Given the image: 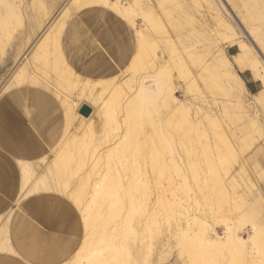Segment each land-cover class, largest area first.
Segmentation results:
<instances>
[{
    "label": "bare ground",
    "instance_id": "obj_1",
    "mask_svg": "<svg viewBox=\"0 0 264 264\" xmlns=\"http://www.w3.org/2000/svg\"><path fill=\"white\" fill-rule=\"evenodd\" d=\"M240 1L251 8L252 14L256 9L264 13V0ZM20 2L0 0V37L14 38L8 28ZM205 2L218 23L221 38L229 46L238 47L229 56L220 45L207 62L206 73L202 69L196 72L190 88L192 115L186 119L189 133L184 136L207 139L201 152L220 200L214 223L205 210L193 209H184L174 220L161 219L160 210L151 218L142 199L152 183H159L146 180L147 172L156 169V162L143 166L139 159L146 154L160 158V149L170 141V129L158 126L159 108H155L156 119L149 114L154 119L151 121L141 108H130V104L138 99L143 104L161 95L160 105L171 114L167 115L170 121L184 112V102L178 100L177 85L171 80L175 76L173 59L177 56L182 62L184 56H180L165 21H161L163 17L154 9L155 1L33 0L29 7L36 4V10L42 7L45 14L48 3H53L56 19L76 6L78 19L72 26L76 41L86 26L90 28L95 22L103 25L105 38L101 41L116 42L115 50L108 44L100 48L103 53L112 50L111 60L106 62L112 91L128 89V85L135 91L130 98L127 93L122 104L114 103L115 95L110 105L103 101L99 107L95 98L80 87H85L87 74L83 78L85 69L81 73L83 64L78 59H73L67 69L50 60L46 39L54 22L43 24L41 31L29 23L18 40L30 47L14 70L12 64L17 61L20 44H11V49L0 44V264H57L60 255L64 264H264V159H260L264 139L257 142V135L264 134V122L259 121L256 109L236 110L222 103L225 98H220V105L217 98L211 102L202 95L203 87H207L214 94H225L228 102L241 103L247 87L238 70H249L261 82V88L251 93L249 100L264 107V64L257 55L261 52L264 57V39H257V43L253 38V46L239 37L240 14L227 0ZM181 5L187 9L190 6L186 2ZM179 23H175V29ZM114 27L117 31L111 36ZM192 29L196 31V27ZM241 29L257 37L256 31L251 29L250 33L244 25ZM158 34L164 38L165 48L157 42ZM186 40L185 36L180 40L184 48ZM184 53L191 55L187 49ZM54 69L57 72L52 79ZM65 69L76 72L75 81H70ZM148 81L154 83L153 88ZM199 98L202 103L196 101ZM89 108L91 112L87 113ZM115 130L118 132L111 136ZM181 174L188 183L187 172L181 170ZM198 174L192 173L196 181ZM68 189L73 190L71 194ZM199 192L207 196L201 185ZM198 193L190 195L196 203L200 200ZM219 219L224 221L223 234L216 226L222 223ZM247 222L251 231L243 229L248 231L245 238L240 228ZM166 223L171 229L163 237L159 226ZM60 240L61 247L56 245ZM169 247L174 250L167 257ZM43 255L45 258L38 262Z\"/></svg>",
    "mask_w": 264,
    "mask_h": 264
},
{
    "label": "rangeland",
    "instance_id": "obj_2",
    "mask_svg": "<svg viewBox=\"0 0 264 264\" xmlns=\"http://www.w3.org/2000/svg\"><path fill=\"white\" fill-rule=\"evenodd\" d=\"M20 9L19 11L15 12L12 15V19H14L13 22H11L9 26V31L12 33L14 36L13 39L7 38L5 35L0 37V44L5 45L6 48H8L11 44L15 45L18 44L20 41L18 39L21 38L22 33L28 27L30 22H33L35 26L38 27V29L41 31L42 25L49 24V22H54L53 26L49 29L48 36L46 39V43L48 44L49 47V55H50V60L52 62L57 61L58 66L61 65L64 68H68L71 61L73 59H78L81 63V73L83 78L87 74V77L84 78V85L80 86L81 88L84 89V94L91 95L97 103L99 104V107L101 106L103 101H108V105H110V100L117 95L116 100H114L116 104H122L126 100V96L128 93V98L129 96L134 93V88H129L128 89L125 87L123 90L118 91L117 93H114L112 91V86L111 83L108 79L109 75V69L108 65H106V62L110 61L111 59L109 58L111 56L112 50L116 48V42L114 39H110L109 43H106L104 41H101L102 38H105V27L101 25L100 23H94L90 25L89 27H85L86 31L80 32V38L79 41H76L73 38V33H72V26L75 24V21L78 19L77 18V8L76 6H71L69 10H67L65 13H62V16H60V19H56L57 15V8H55V5L52 3H48V14H45L46 12L42 11V7L40 9L36 10L35 6L37 7L36 4H33L32 7H29V4L31 5L33 0H20ZM155 1V8L158 16L161 21H165L163 24L165 28L168 29V32L171 36V39L174 41L178 49L180 50L181 55L184 56V60L182 61L180 59L176 58L173 59V62L176 61L177 63L176 66L174 65L175 63L172 62V65L174 67V73L175 76L171 78L172 82L176 86L177 89V98L179 101L184 102V112H178L174 118H171L173 120L170 121L168 116H171L166 110V107L161 106L162 104V96L159 97L157 95L153 96L151 99L146 100L143 102V104H140L138 100H134L132 104H130V108H141L146 115V118H150L149 114H151L155 119L157 118L156 115V110L155 108H159L161 112V117L157 123L159 124L161 128L167 129L169 126L170 133V141L169 143H164L168 144L166 147L163 144L162 148L160 149L161 157L160 158H151L149 154H146L144 157H141L139 161L141 162V165L143 166H150L153 162H156V169L147 172L146 180L148 182L150 181H156L159 183V185H151L150 190L146 193V195L142 196V199L144 203L146 204V208L149 209V214L151 215L152 218V213L155 212L156 210H160L162 213L160 218L167 220V219H178L180 218L181 214L180 212L184 211V209H193L196 210H205V212L208 214V219L210 222L214 223V220L217 219L218 214L215 213L218 210V206L220 205V200L218 199L217 193L218 191H214L215 187H213L212 179L211 176L208 174L209 172L207 171V168L204 164V159H203V148L204 146H207V139L205 137H200L201 141H199L200 138L196 139L197 137H185L184 135L189 133V123L186 121V119H190L192 115V110H191V87H192V82L194 81V78L196 77V72L198 71H204L206 73L205 68L208 63L211 62L213 59V54L216 52L218 47L221 45L223 46L224 50L227 52L229 56L232 54L236 53L238 51V47L235 46L233 50H231L229 47V44H227V41L224 40V38L220 36L216 25L218 27L217 21L212 17L211 12L208 10V8L205 7L206 2L205 0H153ZM228 3L230 4V7H234L236 10V13H239L240 16L239 19L242 21V24L240 23L241 28H243V25L250 31L251 29L256 31L254 33H257V37H252L245 32L244 29H241L238 27V30L241 31V35H239L240 38L245 39L250 45H255L254 40L258 43L257 39H264V20L263 16L258 17V13H263L261 9L254 10L253 14L251 13V8L248 9V7L241 5L240 0H227ZM146 4H148L149 0H144ZM187 3V5L190 4L189 9L188 6L181 5V3ZM203 2V3H202ZM28 4V5H27ZM145 4V6H146ZM202 6H200V5ZM228 4V6H229ZM158 5V6H157ZM200 6V7H199ZM159 7V9H158ZM190 7L192 9H190ZM188 10V11H187ZM192 10V11H191ZM227 11V9L225 8ZM160 11V12H159ZM240 11V12H239ZM187 12V14H186ZM189 12V13H188ZM201 12V13H200ZM207 12V13H206ZM203 14V15H202ZM264 14V13H263ZM187 15H191L190 17ZM202 15V17L200 16ZM208 15V16H207ZM253 15L255 17H253ZM197 17V18H196ZM193 18V21L191 22ZM202 20H201V19ZM206 18V19H205ZM209 18V20L207 19ZM45 19V21H44ZM53 19V20H52ZM56 19V21H55ZM81 19H84L82 16ZM167 19V20H166ZM178 19V21H176ZM199 19V20H197ZM204 19V20H203ZM197 20V21H196ZM181 21V23H179ZM179 23L177 28L175 29V23ZM196 22V23H195ZM198 23V24H197ZM204 23V24H203ZM239 23V22H238ZM192 24V25H191ZM167 25V26H166ZM174 26V27H173ZM196 27V31L192 29V27ZM91 29V30H90ZM89 30V31H88ZM173 30V31H172ZM175 30V31H174ZM178 30V31H176ZM96 31V32H95ZM117 29L116 27L113 28V33L111 34L114 35L116 33ZM194 31V32H193ZM201 31V32H200ZM215 31V32H214ZM244 31V32H243ZM171 32V33H170ZM200 34L198 35V33ZM163 33V32H162ZM161 33V34H162ZM181 33V34H180ZM194 33V34H193ZM207 33V34H206ZM251 33V31H250ZM167 33V36L170 37ZM180 36L178 37V35ZM102 35V36H101ZM163 35V34H162ZM162 35H160L162 37ZM159 34L157 35V42H160V46H163L164 41L161 39ZM165 33L163 37H165ZM183 36V37H182ZM184 36L186 37V48L182 45L180 40H183ZM220 36V37H219ZM160 37V39H159ZM217 41L219 43H217ZM21 48H20V53L18 55L17 61H15L12 65L13 70L15 68H18L20 64L17 66L18 62L22 60V57L24 54L27 52V50L30 47V44L27 46L26 42L21 44L19 43ZM108 44V45H106ZM92 45V46H90ZM110 46L112 47V50L108 51L107 53H104L100 51L101 46ZM188 47V48H187ZM215 47V48H214ZM12 47L10 46V49ZM163 48H165L163 46ZM187 51L190 56L184 52ZM255 50V49H254ZM184 51V52H183ZM191 51V52H190ZM210 55H208V53ZM259 51V50H258ZM257 52V51H256ZM170 53V52H168ZM207 53V54H206ZM213 53V54H212ZM110 54V55H109ZM185 54V55H184ZM193 54V55H192ZM196 54L197 57L195 59L194 55ZM205 55L202 56L201 55ZM207 55V56H206ZM258 57L262 60L264 64V57L263 54L257 53ZM12 56L11 54L8 55L6 60ZM113 57V56H112ZM192 57V59H191ZM207 59L205 60L204 59ZM114 62H119L118 58L113 57ZM194 58V59H193ZM211 59V60H210ZM179 60V62H178ZM195 60V62H194ZM205 60V62H204ZM202 61V65L200 66V63ZM116 62V63H117ZM208 62V63H207ZM2 62L0 61V65ZM179 63V64H178ZM182 63V64H181ZM194 63V64H193ZM196 63V64H195ZM205 63V64H204ZM56 64V65H57ZM184 64V65H183ZM204 64V65H203ZM68 65V66H67ZM87 65V66H85ZM56 66V67H58ZM50 67H53L50 66ZM84 67V68H83ZM66 68V69H67ZM200 68V69H199ZM204 68V69H203ZM65 69V70H66ZM88 69V70H87ZM195 69V70H193ZM199 69V70H198ZM11 70V69H10ZM58 71H60L58 69ZM56 72L51 71V78L54 79L56 77ZM67 74L69 73V79L71 78L72 81H75L76 77V72H74L73 69H68L66 70ZM73 72V73H72ZM86 72V74H85ZM239 74L241 75V72L238 70ZM75 73V74H74ZM72 75V76H71ZM71 76V77H70ZM123 76V75H122ZM249 76L252 77V73L249 71ZM242 77V75H241ZM87 78V79H86ZM243 78V77H242ZM86 79V80H85ZM244 79V78H243ZM258 80V79H257ZM245 81V80H244ZM70 82V83H71ZM86 82V83H85ZM150 83V84H149ZM150 87L153 85V82L147 83ZM135 87V86H134ZM136 88V87H135ZM153 88V87H151ZM261 88V82L259 81V87L258 90ZM21 90V89H20ZM207 90V91H206ZM204 91V93H203ZM202 95L206 100H209L211 102H216L222 105V103H226L229 106H232L234 108H237L236 110H239V108H246V109H256L258 113V118L260 122H264V107L260 103H253L251 100V93L247 90L245 91L242 96V102L238 103L235 102H228L229 98L223 95H218L214 94L213 90L203 87ZM60 96V95H59ZM64 97V95H61L60 98ZM59 98V99H60ZM161 98V99H160ZM213 98V99H212ZM223 102L221 103V99ZM58 99V100H59ZM211 99V100H210ZM129 100V99H128ZM221 100V101H220ZM196 101L202 103V99H196ZM250 101V102H249ZM224 103V104H225ZM250 105V106H249ZM249 109V110H250ZM91 112V108H89L88 113ZM168 115V116H167ZM186 116V117H185ZM150 118L151 121L154 119ZM204 125L208 126V122L204 119ZM207 122V123H206ZM150 122L147 120L145 121V127L147 129L150 128L149 125ZM118 131H111V136H114ZM257 135V134H256ZM259 137V138H258ZM257 142L260 140L264 139V134L261 136L257 135ZM149 139V138H148ZM205 142V144L202 142ZM199 141V142H198ZM262 143H260L261 145ZM201 145V146H200ZM200 148H199V147ZM164 147V148H163ZM196 148V149H195ZM201 149V150H200ZM199 150V152H198ZM202 151V152H201ZM200 153V154H199ZM202 153V154H201ZM264 156L263 155L260 157V159ZM90 167V163L85 166V169ZM103 167V165H102ZM179 167H182L181 170H185L187 172L186 179L188 183L185 182V177L181 174V170ZM198 174V178L196 181L195 176L192 175V173ZM211 182H210V181ZM201 183V184H200ZM201 185L204 189V193L207 194V196L204 198L203 194L198 193V186ZM198 185V186H197ZM160 187V189H159ZM262 187V186H261ZM264 190V188L262 187ZM71 189H68V193H70ZM197 191L199 194V203H196L194 198L190 197V195L194 194V192ZM73 193V192H72ZM63 195V193H61ZM71 194V193H70ZM194 196V195H193ZM177 200L174 203V200ZM181 199V200H179ZM190 199V200H188ZM196 208V209H195ZM172 210V211H171ZM159 212V211H158ZM220 220V219H219ZM222 220H220L221 222ZM227 221V220H225ZM229 221V220H228ZM230 222V221H229ZM218 225L217 228L220 231V233H224L222 226L224 225V221L222 223H217ZM247 224V225H246ZM242 228H240L242 231V235L247 238L248 231H251V225L250 223H246ZM221 227H220V226ZM161 227L162 232H163V237L165 235H169L170 233V226L169 223L165 224L164 226H159ZM163 227V228H162ZM197 228V227H195ZM248 230L247 232H244L243 229ZM59 232L63 234L62 232V227L61 225H58ZM166 232V233H165ZM172 241V240H171ZM57 246L61 247L62 240H60L58 243H56ZM174 248L167 249V257H169ZM52 253V250H50L47 255H50ZM46 255L41 256L38 259V262L45 258ZM176 256V254H175ZM60 260H58L57 264H64V257L59 256Z\"/></svg>",
    "mask_w": 264,
    "mask_h": 264
},
{
    "label": "crops",
    "instance_id": "obj_3",
    "mask_svg": "<svg viewBox=\"0 0 264 264\" xmlns=\"http://www.w3.org/2000/svg\"><path fill=\"white\" fill-rule=\"evenodd\" d=\"M229 48L231 50H233V48H235V46H230ZM240 72H241L242 77L245 80V84H246L247 90L250 93L257 92L258 91V87H259V80L255 79L253 76L250 77L249 76V70H245L243 72L240 71ZM257 144H260V143H257ZM263 159H264V156H263ZM263 179H264V176H263Z\"/></svg>",
    "mask_w": 264,
    "mask_h": 264
},
{
    "label": "water",
    "instance_id": "obj_4",
    "mask_svg": "<svg viewBox=\"0 0 264 264\" xmlns=\"http://www.w3.org/2000/svg\"><path fill=\"white\" fill-rule=\"evenodd\" d=\"M88 113V112H87Z\"/></svg>",
    "mask_w": 264,
    "mask_h": 264
}]
</instances>
